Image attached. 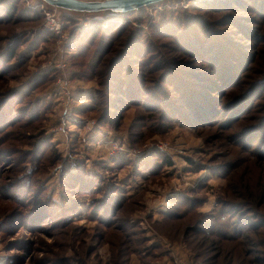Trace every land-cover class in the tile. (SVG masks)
Segmentation results:
<instances>
[{
	"label": "rangeland",
	"instance_id": "obj_1",
	"mask_svg": "<svg viewBox=\"0 0 264 264\" xmlns=\"http://www.w3.org/2000/svg\"><path fill=\"white\" fill-rule=\"evenodd\" d=\"M57 13L0 0V264H264V0Z\"/></svg>",
	"mask_w": 264,
	"mask_h": 264
},
{
	"label": "water",
	"instance_id": "obj_2",
	"mask_svg": "<svg viewBox=\"0 0 264 264\" xmlns=\"http://www.w3.org/2000/svg\"><path fill=\"white\" fill-rule=\"evenodd\" d=\"M165 1L171 0H38L56 14L62 9L67 13H101L102 15L139 11L153 3Z\"/></svg>",
	"mask_w": 264,
	"mask_h": 264
},
{
	"label": "built area",
	"instance_id": "obj_3",
	"mask_svg": "<svg viewBox=\"0 0 264 264\" xmlns=\"http://www.w3.org/2000/svg\"><path fill=\"white\" fill-rule=\"evenodd\" d=\"M47 26L50 30H55L57 32L60 30V22L51 12L47 13Z\"/></svg>",
	"mask_w": 264,
	"mask_h": 264
},
{
	"label": "trees",
	"instance_id": "obj_4",
	"mask_svg": "<svg viewBox=\"0 0 264 264\" xmlns=\"http://www.w3.org/2000/svg\"><path fill=\"white\" fill-rule=\"evenodd\" d=\"M7 10H8V7H7ZM219 74H220V72H219Z\"/></svg>",
	"mask_w": 264,
	"mask_h": 264
}]
</instances>
